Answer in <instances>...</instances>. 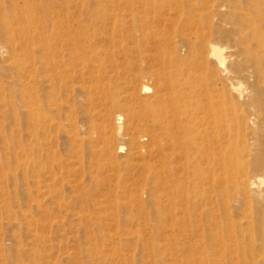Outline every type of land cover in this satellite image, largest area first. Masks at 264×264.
Wrapping results in <instances>:
<instances>
[{
    "label": "rangeland",
    "instance_id": "rangeland-1",
    "mask_svg": "<svg viewBox=\"0 0 264 264\" xmlns=\"http://www.w3.org/2000/svg\"><path fill=\"white\" fill-rule=\"evenodd\" d=\"M164 1L7 0L28 17L16 20L13 37L0 24V264H264L255 194L215 187L212 172L187 188L188 201L176 196L175 185L195 177L178 170L174 154L163 160L145 133L133 147L134 131L115 105L136 107L131 90H154V76L170 84L174 52L184 55V25L159 8ZM47 44L68 61V75L53 95L38 77V93L56 98L39 151L26 104L28 59L34 51L39 62ZM251 173L240 181L252 183ZM254 188L264 192V184ZM219 239L240 248L225 250Z\"/></svg>",
    "mask_w": 264,
    "mask_h": 264
},
{
    "label": "bare ground",
    "instance_id": "bare-ground-1",
    "mask_svg": "<svg viewBox=\"0 0 264 264\" xmlns=\"http://www.w3.org/2000/svg\"><path fill=\"white\" fill-rule=\"evenodd\" d=\"M4 2L7 4L1 7L0 24L13 37L16 20H26L28 14L21 12L15 3ZM159 8H167L172 14L170 21L179 17L184 25L178 35L184 55L178 49L174 52L170 84L154 76V90L146 85L140 86L139 91L131 90L129 99L136 107L115 104L126 114L129 128L134 131L130 144L136 146L135 135L145 133L158 146L163 160L168 158L167 152L175 155L178 170L187 177L190 174L195 177L192 185L182 181L178 183L183 187L175 185L176 196L181 199L188 201L187 188L204 185L206 176L213 172L215 187L234 183L245 185L248 194H255L260 216L262 210L264 213V192H257L254 187L264 184V0H170L161 2ZM65 37L66 34L55 33L59 40ZM30 53L28 120L34 145L44 151L40 141L47 138L52 127L47 107L55 104L56 98L46 97L45 89L38 93V87L49 83L53 95L58 80L68 75L64 70L68 61L51 44L41 48L39 62L35 52L31 56ZM150 93L144 100L140 96ZM104 147V153L112 156L110 140ZM246 169L255 175L252 183L251 179L240 181ZM261 224L258 220L264 239ZM222 239H219L221 248L230 251L240 248L238 242L225 245Z\"/></svg>",
    "mask_w": 264,
    "mask_h": 264
}]
</instances>
